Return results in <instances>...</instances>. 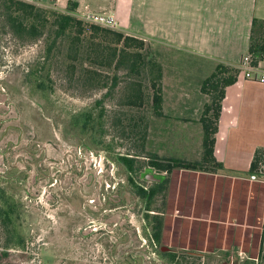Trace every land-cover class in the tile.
I'll list each match as a JSON object with an SVG mask.
<instances>
[{"label":"rangeland","instance_id":"374dc122","mask_svg":"<svg viewBox=\"0 0 264 264\" xmlns=\"http://www.w3.org/2000/svg\"><path fill=\"white\" fill-rule=\"evenodd\" d=\"M146 42L149 56L162 66L167 90L176 71L194 72L192 81L208 75L201 58ZM44 49L45 38L18 40L0 17V178L15 170L17 174L19 168L26 172L25 181L10 188L23 205L20 225L26 248L3 256L0 227V264H133L140 251H155L147 249L151 228L144 218L145 204L129 190L119 158H136L137 171L131 177L145 187L151 186L143 174L153 155L199 160V119L211 98L193 82L191 111L183 113L181 101L170 95L164 114L154 116L147 103L140 108L126 104L133 82L141 81L144 94L150 93L147 71L138 80L121 69H75L65 58V48L47 59ZM42 62L44 90L29 81L30 72ZM196 63L205 66L196 70ZM86 114L93 117L92 131L82 128ZM169 180L166 195L155 197L148 213L163 218L161 246L185 252V257L211 256L210 263L225 254L245 264H264L263 183L251 182L248 174L232 179L219 172L186 170H174ZM0 184L10 187L3 180ZM30 184L34 186L28 194ZM157 258L166 261L158 253Z\"/></svg>","mask_w":264,"mask_h":264},{"label":"trees","instance_id":"16d2710c","mask_svg":"<svg viewBox=\"0 0 264 264\" xmlns=\"http://www.w3.org/2000/svg\"><path fill=\"white\" fill-rule=\"evenodd\" d=\"M74 9L72 4L66 11H62L54 7H42L39 4L23 0H0V17L4 20L5 28L15 38L21 41L45 38L44 59L56 52L59 54L62 48H65V58L71 62V68L121 69L138 80L142 77L143 72L147 71L149 84L147 89L150 90V93L144 94L141 81L133 82V84L128 85L130 91L126 104L140 108L147 103L154 116H162L163 70L161 64L149 56L146 40L139 36L86 22L75 15ZM247 54L250 55L249 65L251 67L257 68L259 63L264 60V20L253 18ZM44 70V63L42 62L38 63L35 70L30 72L32 75L29 79L30 83L41 90L45 89L41 75ZM90 71L94 73L92 70ZM240 72L238 67L218 63L213 72L201 82L200 92L210 96L211 101L210 104L204 106L199 119L202 129L201 157L199 160L189 161L176 157L158 158L153 155L149 161V169L143 174V178H145L146 173L156 171L158 172L157 176H162V179L152 181L150 182L151 186L145 187L137 184L131 177L137 171L136 158L133 156H120L119 158L126 169L125 176L129 190L144 202L147 210L144 218L148 221L151 230L146 236L148 247L146 248L150 249L149 247H151L156 254L163 256L166 261L161 260L162 264H184L183 260H189V258L184 256L187 254L185 252L182 254L171 248L161 246L163 218L158 214L153 216L148 214L149 211H152L151 204L158 195H166L170 175L174 170L215 174L222 169V164L214 156L215 136L218 131L225 89L236 82ZM88 79L92 80V77ZM116 81L117 78L114 76L112 87H115ZM96 103L100 105L101 101ZM103 116L104 111L100 110L99 120H102ZM92 120V115L86 114L82 128L85 129L90 126V131H92ZM97 126L99 127L97 132L101 134L102 124L100 121L97 122ZM18 170L17 174H15L17 172L15 170L5 179L0 178V182L3 180L10 185L7 187L0 184V227L5 237L2 245L3 256H7L10 250L24 251L26 248V238L21 233L20 225L23 205L19 197L16 196L17 193L10 189L12 183L25 181L26 172L20 168ZM246 174L264 179V147L256 148ZM33 186L30 184L25 188L28 194H30V189ZM261 251V258L264 259V240L261 244ZM149 254L150 250L140 251L138 253L139 259L132 260V263L147 264ZM122 260L125 262L124 258Z\"/></svg>","mask_w":264,"mask_h":264},{"label":"crops","instance_id":"0c3cea01","mask_svg":"<svg viewBox=\"0 0 264 264\" xmlns=\"http://www.w3.org/2000/svg\"><path fill=\"white\" fill-rule=\"evenodd\" d=\"M28 1L62 11L72 4L76 16L86 11L114 15L119 31L201 58L208 67L207 76L218 63L240 68L247 54L251 22L253 18L264 20V0ZM204 63L192 67L199 70ZM257 68L264 70V60ZM184 73L176 71L170 90L163 87L162 79V112L170 95L181 101L178 106H184L183 113L194 108L188 103L194 98L190 93L193 82L199 88L207 76L192 81L194 72ZM215 138L214 156L222 164L219 173L232 179L245 176L254 151L264 147V86L246 79L242 70L225 89Z\"/></svg>","mask_w":264,"mask_h":264},{"label":"built area","instance_id":"2783aa9c","mask_svg":"<svg viewBox=\"0 0 264 264\" xmlns=\"http://www.w3.org/2000/svg\"><path fill=\"white\" fill-rule=\"evenodd\" d=\"M78 17L86 22L99 25L104 28H109L113 30H117L119 27L118 20L114 15L111 14H104V13H97V12H91L86 11L85 13H82L78 15ZM250 62V55L246 54L242 58V62L240 65V69L242 70L244 77L248 80H254L261 85L264 86V70H259L258 68L251 67L249 65ZM249 179L251 182H259L264 184V179H260L259 177L252 175L249 176ZM261 238L264 240V201H263V210H262V221H261ZM146 241L143 240V244H145ZM153 251H150V254L153 258L148 256L147 258H150L151 261L149 264H162L161 260L157 258V254Z\"/></svg>","mask_w":264,"mask_h":264},{"label":"flooded vegetation","instance_id":"af4514ba","mask_svg":"<svg viewBox=\"0 0 264 264\" xmlns=\"http://www.w3.org/2000/svg\"><path fill=\"white\" fill-rule=\"evenodd\" d=\"M189 260L194 261L193 264H245L246 261L244 262H239V260L235 257L232 256H225L224 258L221 259L218 263H210V259H212L211 256H199L196 253H191L188 256ZM209 260V261H208Z\"/></svg>","mask_w":264,"mask_h":264},{"label":"water","instance_id":"95a60500","mask_svg":"<svg viewBox=\"0 0 264 264\" xmlns=\"http://www.w3.org/2000/svg\"><path fill=\"white\" fill-rule=\"evenodd\" d=\"M145 179L150 180V181H159L160 179H162V176H157L152 174L151 172L146 173L145 175Z\"/></svg>","mask_w":264,"mask_h":264}]
</instances>
